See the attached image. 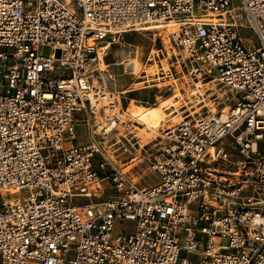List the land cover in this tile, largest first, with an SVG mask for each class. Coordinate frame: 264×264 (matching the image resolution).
<instances>
[{"label":"built area","instance_id":"built-area-1","mask_svg":"<svg viewBox=\"0 0 264 264\" xmlns=\"http://www.w3.org/2000/svg\"><path fill=\"white\" fill-rule=\"evenodd\" d=\"M173 18L149 57L187 117L141 186L100 147L127 124L107 56ZM0 264H264V0H0Z\"/></svg>","mask_w":264,"mask_h":264},{"label":"rangeland","instance_id":"rangeland-1","mask_svg":"<svg viewBox=\"0 0 264 264\" xmlns=\"http://www.w3.org/2000/svg\"><path fill=\"white\" fill-rule=\"evenodd\" d=\"M157 28L161 29L157 30ZM172 28L174 27H168L164 24H155L153 26L146 25L138 32L124 34L119 42L112 44L109 55L107 56V61L115 63L114 67L118 74H120V77L117 79L115 89L122 91L121 93L124 94L122 97V103L123 106L127 108V116L129 115L128 113L135 111L162 109L164 105L172 103L171 96L174 95L175 90L177 89L178 91L179 89L180 91V85L178 82L171 81L169 78L165 77L168 69L167 65L164 64L165 62L161 60H154L152 59V56L149 57L151 51L152 55L155 54V57L161 53L160 47L162 39H164L165 36L171 32ZM42 52L45 56H49L52 53V49L50 47H44ZM143 70L147 73V76L145 77H143V74H145L142 73ZM162 72L164 73V76H162ZM154 81L155 83H153ZM178 99L181 100L180 94L179 97L176 98V101ZM180 103L183 104L181 101ZM236 103L237 102L234 101L233 105H236ZM178 106L179 104L176 105V108H178ZM167 112L170 113L171 111L169 110ZM180 113L185 115V109L182 111L180 110ZM126 119L127 124L123 125L121 128H125L126 132L130 133V139H138L140 146L138 154L142 156L146 152L148 144L156 143L162 133L164 135V132L167 129L166 126L168 125L166 124L159 129L160 136L157 139L144 145L138 137V127H140V125L134 120L131 122L132 119L129 118V121L131 122V127H129L130 124H128V118ZM87 129L88 128L86 126H80L81 133L79 134V139L81 143L90 141V138L87 135ZM117 132L118 135L120 131L118 130ZM156 149V146L153 147L149 150V152H146L143 157L135 160L133 162L135 168L130 172H127L129 177L141 186H147L149 183L155 181L153 172L148 165V158L155 152ZM134 155L135 152L133 150L132 154L122 156L120 159H116L115 157L112 158L119 167H122L123 159L127 160ZM98 161H100V157L98 158ZM98 161H96V164H98ZM126 168L130 169L131 166L124 167L123 171ZM145 171L149 174H144L143 172ZM141 176L142 178H140Z\"/></svg>","mask_w":264,"mask_h":264},{"label":"bare ground","instance_id":"bare-ground-1","mask_svg":"<svg viewBox=\"0 0 264 264\" xmlns=\"http://www.w3.org/2000/svg\"><path fill=\"white\" fill-rule=\"evenodd\" d=\"M186 20L206 21V22H212V23H216V24L223 22L215 14L192 15V16L188 17ZM162 21H164V22H162ZM181 21H183V19H181V18H173L170 21L169 20H151V21H148V22H145L144 24H142L141 28L145 27L146 25L153 26L155 24H162V25L164 24L168 27H171V26L174 27L171 29V31H173V30L177 29V27H178L179 23H181ZM141 28H139V30ZM158 29H161V28H157V30ZM159 55H161V53ZM157 61H160V60H157ZM161 61L165 62L164 59H161ZM164 64H166V62ZM142 73H145L144 70L142 71ZM145 74L144 75L147 76V73H145ZM162 76H164L163 72H162ZM191 86H193V84H191ZM178 91H179V89H178ZM178 91L176 89L174 95L171 96L172 103L164 105V107L162 109L150 110V111H135V112L128 113L129 117L126 115L127 108H125L123 106V103H122V97L124 94L121 93L122 91L118 92V94H119L118 96L120 98L121 108L123 109V111L125 113L124 117L128 118V121L130 120L129 118H131L132 119L131 122L134 120L140 125V127H138L139 128L138 137L143 142L144 145L150 143L152 140H155L160 136L159 135V129L162 126L168 124L166 127L169 128L170 126H172V124L179 122L182 119H184L185 117H187V113L185 115H182L180 113V110L181 111L184 110L186 108V106L183 105L182 103H180L181 100L178 99L176 101V98L179 97V94H180V91L179 92ZM177 104H179L178 108H176ZM180 105H182V106H180ZM169 110L171 111L170 113L167 112ZM93 113L94 114H92L90 117L89 126L87 127L88 128L87 129V135L90 138V140H95L97 137H99V139H100L102 137L101 133H102V129H103L104 124H105L104 116H102L101 113H98V111H95ZM118 130L120 131V133L118 135H117V133H118L117 131L112 132L110 135H106L104 138V143L102 145H100V147L102 148L103 154L106 157L107 161L116 170L123 171L124 167L131 166L130 169L126 168L124 170L125 172L123 171L126 174H127V172H130L131 170H133L135 168V166L133 164V162L135 160H138L139 158L143 157L146 154V152H149V150H151L153 147H155V146L157 147L158 145H160L164 142V135L162 133V135L159 137V140H157L156 143L147 145L148 146L147 150L143 156L138 154V155L131 156L127 160L123 159V166L119 167L115 163V161L112 157H115L116 159H120L122 156L132 154V151L135 150V148L136 149L140 148V146H139L138 139H134V138L130 139V137H129L130 133L126 132L125 128L120 127V128H118ZM149 131H151V132H149ZM79 142H80V139H79ZM146 172L147 171H145L143 173L149 174L148 172L147 173ZM142 176L140 178H142ZM155 182L156 181L149 183V185H147V186H151ZM7 193L8 192H6V191L3 192L4 195H6ZM9 193L14 194L15 192L9 191Z\"/></svg>","mask_w":264,"mask_h":264},{"label":"crops","instance_id":"crops-1","mask_svg":"<svg viewBox=\"0 0 264 264\" xmlns=\"http://www.w3.org/2000/svg\"><path fill=\"white\" fill-rule=\"evenodd\" d=\"M140 148H135L134 152H135V155H138V151H139Z\"/></svg>","mask_w":264,"mask_h":264}]
</instances>
